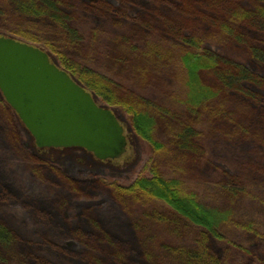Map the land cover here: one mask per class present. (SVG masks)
Segmentation results:
<instances>
[{
    "label": "trees",
    "instance_id": "16d2710c",
    "mask_svg": "<svg viewBox=\"0 0 264 264\" xmlns=\"http://www.w3.org/2000/svg\"><path fill=\"white\" fill-rule=\"evenodd\" d=\"M0 34L150 147L128 181L69 174L0 96V264H264V0H0Z\"/></svg>",
    "mask_w": 264,
    "mask_h": 264
},
{
    "label": "water",
    "instance_id": "95a60500",
    "mask_svg": "<svg viewBox=\"0 0 264 264\" xmlns=\"http://www.w3.org/2000/svg\"><path fill=\"white\" fill-rule=\"evenodd\" d=\"M0 92L38 148L81 147L99 159L126 151L114 109L38 45L0 34Z\"/></svg>",
    "mask_w": 264,
    "mask_h": 264
},
{
    "label": "rangeland",
    "instance_id": "374dc122",
    "mask_svg": "<svg viewBox=\"0 0 264 264\" xmlns=\"http://www.w3.org/2000/svg\"><path fill=\"white\" fill-rule=\"evenodd\" d=\"M42 48L46 49L45 47ZM47 51L50 53L51 59L59 64L56 56L49 50ZM93 93L96 95V99L99 103L109 106L95 92ZM0 96H2L1 92ZM109 107H112L114 109L118 118L123 123L125 127V134L127 137L126 151L119 158L115 159H99L92 152L81 147L38 148L36 146L34 137L25 128L18 115H16L20 127L25 134L29 147L39 157L46 159L52 163L58 164L66 172L72 175H77L79 173H93L106 178H115L122 181H128L137 173L138 168L142 165L146 157L149 155L150 147L137 135V133H135L128 117L120 107ZM216 165H219L221 168L226 170H232L230 164L226 161H217ZM223 200L225 203L232 202L231 197L228 195L223 196Z\"/></svg>",
    "mask_w": 264,
    "mask_h": 264
}]
</instances>
